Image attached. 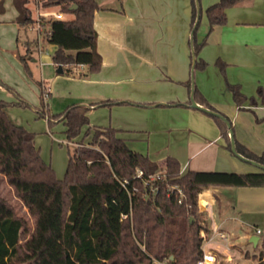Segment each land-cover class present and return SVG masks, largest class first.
I'll return each instance as SVG.
<instances>
[{"label":"crops","instance_id":"crops-1","mask_svg":"<svg viewBox=\"0 0 264 264\" xmlns=\"http://www.w3.org/2000/svg\"><path fill=\"white\" fill-rule=\"evenodd\" d=\"M28 1L36 21L40 13L54 12L41 11L38 0H33L38 11L33 14L32 0ZM97 1L100 9L95 14L94 28L102 68L92 74L87 67L63 66V72H58L59 66L53 62L56 46L51 44L50 49H45L39 38L42 33L32 29L34 24L23 27L18 23L14 0H0L3 82L24 99L38 104L47 89L50 102L46 104L50 112L56 109L53 114L74 104L88 107L90 124L84 131L88 127L115 128L129 145H142L130 147L153 162L162 163L169 156L176 158L182 173L262 172L227 148L215 120L191 106V92L194 83L204 98L229 118L235 138L257 155H264V101L258 95L260 88L264 90V0H243L229 8L227 23L212 31L206 9L220 0H196L201 19L197 40L206 43L198 56L208 64L204 70L193 69L192 0ZM54 9L62 19L74 18ZM49 28L46 25L44 32ZM27 29L38 32L37 53L22 37ZM24 55L28 63L40 65L39 71H32V77L21 60ZM217 61L226 64L224 74ZM30 69L33 70L31 66ZM190 81L192 85L188 87ZM228 83L240 85L257 104L248 100L240 108ZM0 98L20 101L3 86ZM106 100L126 103L97 106ZM6 112L14 122L8 108ZM107 112L113 113L109 126L105 120L99 121ZM152 124L159 136L152 132ZM199 208L207 227L202 234L209 240L203 244L204 251L215 253L221 262L264 263V187L206 188L199 195Z\"/></svg>","mask_w":264,"mask_h":264},{"label":"trees","instance_id":"trees-1","mask_svg":"<svg viewBox=\"0 0 264 264\" xmlns=\"http://www.w3.org/2000/svg\"><path fill=\"white\" fill-rule=\"evenodd\" d=\"M242 1L220 0L209 6L206 9L209 31L225 25L227 10ZM14 4L21 26L37 22L28 0H14ZM37 4L41 10L57 8L63 14L74 15L71 20L39 18L43 28L50 26L45 38L57 48L54 64L68 68L84 66L92 74L100 72L102 56L97 50L94 28L95 14L100 9L98 1L38 0ZM74 5L77 8L71 10ZM197 19V2L192 0V62L195 56V70H204L208 64L198 56L206 43L197 40L201 23ZM21 60L31 75L27 55L21 56ZM217 65L224 74L226 64L217 61ZM187 85L191 87L192 81ZM227 88L240 108L248 100L257 104L254 97L248 98L243 93L240 85L228 83ZM8 89L20 100L15 104L29 105L13 88ZM258 95L264 101L262 88ZM195 101L226 119L210 115L231 151L229 130L233 128L229 118L215 109L197 87ZM124 103L106 100L97 106ZM10 105L0 101V174L35 218V226L29 238L21 242L29 233L28 222L0 197V264H161L164 261L197 264L204 255L202 232L207 231L199 208L202 190L264 187V171L182 173L180 162L174 157L169 156L162 163L153 162L146 154L132 150L115 128L88 127L84 131L90 124L88 107L74 104L61 113L51 114L43 99L38 112L48 118L50 127L63 122L69 141L91 136L88 144L81 143L70 154L65 177L59 179L36 146L35 133L8 116L6 109ZM235 140L239 154L264 165V155H257ZM138 171H142L141 177ZM159 171L163 175L148 182ZM215 264L243 263L217 261Z\"/></svg>","mask_w":264,"mask_h":264},{"label":"rangeland","instance_id":"rangeland-1","mask_svg":"<svg viewBox=\"0 0 264 264\" xmlns=\"http://www.w3.org/2000/svg\"><path fill=\"white\" fill-rule=\"evenodd\" d=\"M31 4H32L31 8L33 10V14H37L38 11L36 6L34 5L33 0L31 1ZM45 11L57 12L54 8L46 9ZM69 17L66 16V19H69ZM44 33L45 32L43 30L42 35L39 37L38 32L36 30L27 29V31L24 30L22 32V37H25L26 41H30L29 46L33 51L37 50L38 37L42 38L41 44L45 46V49H50L51 44L47 40L43 39V36L45 35ZM35 53H37V51ZM35 56H37V54H35ZM29 63L33 70H31V75L28 72L27 73L30 75V77H32L33 76L32 71H34L35 73L36 70L39 71L40 65L39 64L33 65L31 61H29ZM0 86L5 87L8 90V92L12 93V91L8 89V87L10 86L4 83L1 78H0ZM12 94L16 97V99H19L16 94L14 93ZM43 99L44 98L42 96L41 101H43ZM24 100L29 104L28 106L15 104L16 101L13 100L5 101L4 99L1 101H5L7 103L12 104L8 106V109L10 111V116L12 117L14 122H16L19 125L25 126L27 129L35 133L36 146L41 150V155L43 159L49 165L52 166V168L55 170L56 176L59 179H64L67 171L70 154H74L75 150L77 149V147L81 145V143H84L85 145L88 144L91 141V136H88L85 139L82 138V136H80L74 140L71 141L68 140L70 143L67 145L66 143L67 137L64 133L66 126L63 124V122H58L50 127L48 118H46L45 116H41V114L38 112V110L41 108L42 102L40 101V104H38V103H34L32 100L31 101L28 99H24ZM38 101H39V97H38ZM55 110L56 109L51 110L50 113L53 114L52 112H55ZM100 117L102 119H100L99 121L103 120L104 122L105 120V124L109 126L110 120L113 119V113L107 112L106 114L101 115ZM150 128L152 129V132H155L154 134H156L157 131L156 126L152 124L150 125ZM156 135L159 136L160 134H156ZM154 137L156 136L154 135ZM137 145L138 143L136 142H132V144H130V146L134 148H137ZM138 146H142V145L139 144ZM143 149L146 150V147L141 149L139 147V150H143ZM250 165L253 168H255L256 171H260V169L257 166L253 164ZM0 197L7 200L14 207L17 215L19 217L24 218L28 222L29 233L26 236H23L21 240V242H25L27 238H29L31 232L34 229L35 218L29 213L28 209L24 206L23 202L15 195L14 189L9 185L5 177L1 174H0ZM219 259L220 258L218 257L217 258L218 262Z\"/></svg>","mask_w":264,"mask_h":264},{"label":"built area","instance_id":"built-area-1","mask_svg":"<svg viewBox=\"0 0 264 264\" xmlns=\"http://www.w3.org/2000/svg\"><path fill=\"white\" fill-rule=\"evenodd\" d=\"M41 17H53L55 19H62V14L55 13V12L40 13L39 18H41ZM39 18H38L37 22L32 26V29H36L39 33H42L43 27L39 21ZM80 67L83 68L84 66H80ZM42 95H43L45 103H47V101L49 100V91L47 89H44ZM142 175H143L142 171H138V176L141 177ZM162 175H163V172L159 171L158 173L151 175L148 182L154 181L155 179H159ZM260 233H261V231L258 230V234H260ZM203 237H204L203 244L209 243V240H206L204 235H203ZM217 261L218 260H217V256L215 253H213L211 251H209V252L204 251L203 257L197 262V264H215V263H217ZM161 264H167V261H164Z\"/></svg>","mask_w":264,"mask_h":264},{"label":"water","instance_id":"water-1","mask_svg":"<svg viewBox=\"0 0 264 264\" xmlns=\"http://www.w3.org/2000/svg\"><path fill=\"white\" fill-rule=\"evenodd\" d=\"M76 8H77V5H74V6L71 7V10H74V9H76ZM199 19H200V7L198 6V19H197V22L199 21ZM192 44H194L193 34H192ZM193 54H194V50H193ZM195 64H196V57L194 56V57H193V69H194ZM58 72H60V73L63 72L62 66H59V68H58ZM191 106H192L193 108H195V109H199V110H201V111H203V112H205V113H207V114H209V115H211V116H217V117H220V118H222V119H225V118H224L221 114H219L218 112H215V111L210 110V109H208V108H206V107H203V106L199 105V104L195 101V85H194V83H193V86H192V92H191ZM225 120H226V119H225ZM229 126L231 127L230 124H229ZM229 133H230V137H231V151H232V153H233L236 157L242 159L243 161L249 162V163H251V164L257 166L261 171H264V165H262V164H260V163H257V162H255V161H250V160L244 158L241 154L238 153V151H237V146H236V140H235V137H234V132H233V130H232L231 128H230V130H229ZM253 243H254V242H253ZM171 259H173V257H171Z\"/></svg>","mask_w":264,"mask_h":264}]
</instances>
